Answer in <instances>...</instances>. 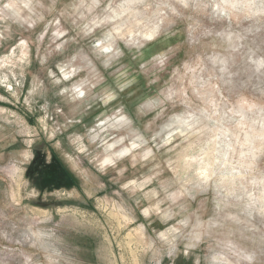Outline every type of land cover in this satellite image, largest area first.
Instances as JSON below:
<instances>
[{"label": "rangeland", "instance_id": "obj_1", "mask_svg": "<svg viewBox=\"0 0 264 264\" xmlns=\"http://www.w3.org/2000/svg\"><path fill=\"white\" fill-rule=\"evenodd\" d=\"M0 264H264V0H0Z\"/></svg>", "mask_w": 264, "mask_h": 264}, {"label": "flooded vegetation", "instance_id": "obj_2", "mask_svg": "<svg viewBox=\"0 0 264 264\" xmlns=\"http://www.w3.org/2000/svg\"><path fill=\"white\" fill-rule=\"evenodd\" d=\"M52 164H53V162L51 163V161H49V163H46V166H47V167H51Z\"/></svg>", "mask_w": 264, "mask_h": 264}, {"label": "bare ground", "instance_id": "obj_3", "mask_svg": "<svg viewBox=\"0 0 264 264\" xmlns=\"http://www.w3.org/2000/svg\"><path fill=\"white\" fill-rule=\"evenodd\" d=\"M138 234V233H137Z\"/></svg>", "mask_w": 264, "mask_h": 264}]
</instances>
